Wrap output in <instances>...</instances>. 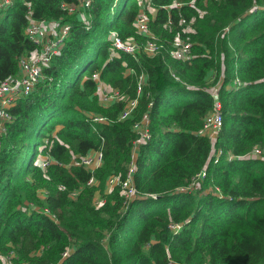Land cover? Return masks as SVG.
Segmentation results:
<instances>
[{
	"label": "trees",
	"instance_id": "trees-1",
	"mask_svg": "<svg viewBox=\"0 0 264 264\" xmlns=\"http://www.w3.org/2000/svg\"><path fill=\"white\" fill-rule=\"evenodd\" d=\"M79 2L10 0L0 9V79L17 74L20 58L38 47L26 32L29 8L70 24L44 77L11 107L2 136L0 264H264V0L62 6ZM141 10L161 50L113 49L111 30L149 38L135 25ZM176 37L192 42L189 58L172 55ZM102 85L119 97L103 102ZM215 89L223 124L213 140L198 130ZM147 111L151 137L134 149V125ZM256 146L260 156H245ZM96 149L104 156L94 171L74 162ZM134 151L139 192L127 201L121 184L107 185L113 174L127 177Z\"/></svg>",
	"mask_w": 264,
	"mask_h": 264
},
{
	"label": "built area",
	"instance_id": "built-area-1",
	"mask_svg": "<svg viewBox=\"0 0 264 264\" xmlns=\"http://www.w3.org/2000/svg\"><path fill=\"white\" fill-rule=\"evenodd\" d=\"M146 1L149 2V0ZM9 2L10 0H0V9ZM92 2L93 0H80L79 3H63L62 6L63 8H67L69 11H73L78 9L80 6L85 5V7H87L91 5ZM28 16L29 24L26 32L28 36L38 45V47L29 54H25L20 58V71L17 74L9 76L6 79H0V147L2 136L7 131L8 122L14 119V115L11 112V107L15 105L16 101L20 97H24L25 95L29 94L35 85L44 77L42 68L43 65L48 64L51 61V58L59 50L60 45L63 43L70 30V24H61L57 20H47L44 18L38 19L34 17L31 8L28 10ZM182 21L185 22V19H182ZM149 22L150 19L147 12L141 10L135 20V25L139 32L145 33L149 36V38L144 43H140L133 39H124L117 30H111L110 38L112 48L123 50L129 53H137L142 49L152 55L158 53L161 50L162 43H159L156 40V37L150 28ZM191 45L192 42L190 40L176 37L173 40L171 53L177 58H189L191 55ZM94 75L98 76V73L96 72ZM176 77L178 78V76ZM236 82H239L238 78L236 79ZM140 88L141 85H139V90ZM212 91L215 99L214 106L213 109L205 116L204 125L198 130L199 133L205 134L209 129H216L218 131L223 124V113L221 111L219 95L216 89ZM118 97L119 91L110 88V91L106 97H102L106 100H102L103 102H111ZM137 103V97L128 99L123 111L120 113V118H127L137 106ZM151 104L152 102L150 105ZM94 119L98 121H106L107 117L96 115ZM149 122L150 116L147 111L143 114L142 118L135 123L134 128L138 132V136L134 141V149L138 148L141 143L146 142L151 137ZM221 152L222 150L219 149L216 151L215 155L218 157ZM262 152V148L260 146H256L252 151L245 154V156H260ZM103 156V151L101 149H96L79 159H75L74 162L77 164L83 163L89 169L94 171L102 164ZM135 156L136 154L134 151L133 160L130 164L126 178H121L120 174H113L108 178L109 185H122V191L124 192V196L127 201L132 199L139 192L135 187L132 178ZM230 156H233V154H230ZM41 163L45 167L50 163V159L45 156ZM205 173V170L200 171L195 177V182L193 181L191 186H188L187 188H193L196 185L195 183H198L199 179L205 175ZM93 182H95L94 176L89 180V183ZM174 227L175 229L180 228L179 225ZM64 255H67V252ZM9 263L12 264L10 260Z\"/></svg>",
	"mask_w": 264,
	"mask_h": 264
},
{
	"label": "rangeland",
	"instance_id": "rangeland-1",
	"mask_svg": "<svg viewBox=\"0 0 264 264\" xmlns=\"http://www.w3.org/2000/svg\"><path fill=\"white\" fill-rule=\"evenodd\" d=\"M141 3H145V1L146 0H139ZM154 10L152 9V11L151 12H153ZM189 30L191 29L190 27L188 28ZM162 81H164L163 79H162ZM161 84H162V82H161ZM212 87V89H214L213 87H215L214 85L213 86H211ZM110 91V87L109 86H107V87H104L103 85L101 86V88H100V91H99V95H100V98L101 99H103L102 97H106V95L108 94V92ZM103 100H106V99H103ZM108 100H109V98H108ZM44 132H46V129L44 130ZM217 130L216 129H209L208 131H207V134L208 135H210L211 136V138L214 140L215 139V137L217 136ZM38 140V137L37 136H33L32 138H31V144L27 147V148H24V149H22L21 151H20V153H19V155H18V159L15 161V166H16V168L18 169V168H20L23 164H24V162L27 160V158L30 156V154H31V152H32V147H33V144L36 142ZM137 147V146H136ZM135 147V148H136ZM136 149H138V148H136ZM216 149L215 150H213V155L216 153ZM135 154H137V152L135 151ZM108 187H107V189H109V188H112L113 186L112 185H107ZM124 193V192H123ZM99 201H102L101 200V198L100 197H98L97 198V202H99ZM3 264H10L9 263V260H8V258H3Z\"/></svg>",
	"mask_w": 264,
	"mask_h": 264
},
{
	"label": "crops",
	"instance_id": "crops-1",
	"mask_svg": "<svg viewBox=\"0 0 264 264\" xmlns=\"http://www.w3.org/2000/svg\"><path fill=\"white\" fill-rule=\"evenodd\" d=\"M105 103H109V102H107V101H104ZM215 140V139H214Z\"/></svg>",
	"mask_w": 264,
	"mask_h": 264
}]
</instances>
